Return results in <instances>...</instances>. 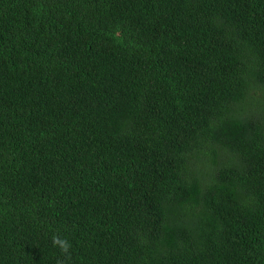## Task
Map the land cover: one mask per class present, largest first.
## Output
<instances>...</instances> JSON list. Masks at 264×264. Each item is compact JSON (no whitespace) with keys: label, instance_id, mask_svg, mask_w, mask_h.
Instances as JSON below:
<instances>
[{"label":"trees","instance_id":"16d2710c","mask_svg":"<svg viewBox=\"0 0 264 264\" xmlns=\"http://www.w3.org/2000/svg\"><path fill=\"white\" fill-rule=\"evenodd\" d=\"M0 264H264V0H0Z\"/></svg>","mask_w":264,"mask_h":264},{"label":"clouds","instance_id":"9594fccd","mask_svg":"<svg viewBox=\"0 0 264 264\" xmlns=\"http://www.w3.org/2000/svg\"><path fill=\"white\" fill-rule=\"evenodd\" d=\"M52 244L53 246L58 247L61 253L65 255V257L70 258L71 243L67 238L61 237L58 234H54L52 236Z\"/></svg>","mask_w":264,"mask_h":264}]
</instances>
